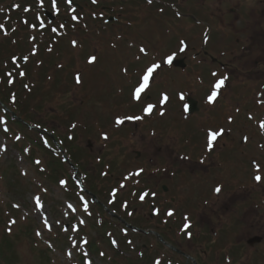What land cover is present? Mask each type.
Returning <instances> with one entry per match:
<instances>
[{
    "label": "rangeland",
    "instance_id": "1",
    "mask_svg": "<svg viewBox=\"0 0 264 264\" xmlns=\"http://www.w3.org/2000/svg\"><path fill=\"white\" fill-rule=\"evenodd\" d=\"M16 3L19 4L16 9L24 11H16L15 19L19 20V23L24 18L27 19L23 20L26 24L24 32L20 36L18 32L13 33L11 36L15 38L13 37L12 41L18 40L21 42L20 46L25 44L24 51L27 53L21 57L20 61L0 60V63L6 64L4 71L11 74L13 79L24 78V85L17 90L18 99L23 102L24 106L33 113L38 112L47 125L58 127L63 133L71 131L75 140L82 138L80 145L75 144L76 149H79L78 147L81 149L78 154L83 156L86 164H93L96 167V171L91 173L89 172L91 167L89 170L86 169L89 178L100 176L105 169V163L112 168L110 173H114V177H122L124 173H130L138 168L148 170L150 164L153 163L159 168H167L169 163L171 169L195 168L193 160L180 158L179 154L186 153L195 158L194 154L204 150L205 129L209 127L217 129L219 126H224L228 128L229 133L223 131L220 135L215 153H221V150H227L232 145L236 146L234 151L237 153L233 154L230 161L231 166L234 163L237 168L235 169L237 173L232 178L233 184L235 188L246 186L247 189L241 195L236 194V201L239 205L234 210L231 209L232 217L227 216L228 223L217 224V226L225 230L227 225L232 224L235 228L231 227L230 232H234V238L238 239L240 245L237 247L244 251L250 250V256L237 255L236 262L248 260V264H264V240L255 247H249L245 242L247 238L256 234L264 236V219L261 223L258 221V216L264 214V208L258 210L252 206L250 210H247L250 212L246 213L242 207V201L250 203L249 198L251 204L262 207L260 201L262 197L264 198V185L254 184L251 181L250 165L251 159L256 157L262 148L264 149L262 138L264 126L259 129L256 125L264 119V106L262 108L258 104L256 106L255 101V97L258 98L255 96L256 92L260 87L255 85L257 83L255 79L249 82L253 87L255 86L252 90L246 84L245 86L237 85L242 80L232 78L230 86L217 95L214 101L220 96L221 99L213 105H208L210 103L208 97L213 92L209 90L216 86V79L210 76L217 71V66L211 60L205 63V66L192 60L186 70L172 67H166V69L163 66L165 53H169L167 56V64H169V57H182L186 52L192 53L193 47L196 48L194 50L200 46L204 47L202 37L208 30H211V35H209L210 40L207 47L212 46L215 53V46H219V50L226 49L227 45L230 46L228 48H240L243 44L242 39L246 35L241 36L240 44L233 45L235 40L231 34L234 29L227 27L223 29L217 18L220 17L222 9L235 8L237 7L235 5L240 3L244 6L243 9L240 6L244 15L250 12L253 16V24L259 25L262 12L264 13V0H151V2L149 0H110L105 4L112 6L113 14L118 16L115 22L104 21L106 15L98 13L100 5L94 9L86 8L94 10L95 15L85 10L86 14L83 13L77 18L74 17V7L68 3V0H17ZM40 3L44 8L57 13L61 21L52 24L44 17L43 19L36 16L29 17L28 15L32 14H28L25 9L41 7L38 6ZM82 4L84 5L83 2ZM9 7L12 8L11 5ZM60 12L64 13L65 15H62L67 18H72V24L81 26L80 30H72L74 37L77 38L75 48H71L68 44L72 33L70 31L66 33L67 31L63 28L64 22H62L63 17ZM7 15L6 12L0 14V25H2V20L4 23L12 20L8 21L9 15ZM94 16L97 17L94 18ZM35 17L38 22L31 23L28 20H34ZM251 31L253 29L247 27L244 34L248 35ZM2 32L3 28L0 27V33ZM237 32L239 33V30ZM30 33L32 38L29 36ZM47 33L51 37L52 34L56 37L63 36L59 39L61 45L58 48L59 54L63 52V55L58 61V58H54L55 54L48 50L49 60L40 61L41 64H38L41 57L40 52L37 54L36 44H39L43 40L41 36ZM51 40H56V38ZM257 45L258 43L255 47ZM9 47H12L10 42ZM9 53H13V50L10 49ZM92 57H95L94 61L91 60ZM152 65H158L151 75L154 76L152 85L141 91L137 98L136 89L140 85L146 68ZM214 76H217V72ZM77 77L79 81H83L78 87L74 82V80L77 81ZM59 78L65 79L67 84L65 87L69 88L70 93L74 95L71 97L74 105L68 114L69 118L66 114L60 116L56 109L60 101L63 104V98L58 97L56 95L58 91L53 90V85ZM135 84L137 85L134 86ZM133 88H136L135 92ZM236 89L238 92H235ZM183 90H190V92H185L184 98L180 101ZM12 95H16L14 90ZM188 95L197 99L200 106L199 112L190 116L185 108L187 105L185 97ZM40 99L43 107L40 104L37 107ZM58 99L60 101H56ZM148 105L153 106L150 113L145 112ZM0 107L2 108L1 113L3 109H7L13 117L24 118V109L22 113L19 108L2 97ZM128 114H132L135 120H139L136 119L138 115L142 121L126 122L117 127L114 123V116ZM230 116L234 117V120L227 122ZM18 124L7 114L0 115V264H80L79 255L83 256L81 264H111L109 259L112 256V250L115 254L111 242L114 241L119 246L121 245V249L123 248L121 251L124 254L131 255L133 258L143 251L146 260L143 261L144 264H152L153 258L163 253H166L165 259H173L169 248L150 249V244H152L150 236L135 230L136 227L148 229L154 226L161 222L165 213H162L156 221H149L151 208L147 204L137 203V193L129 205L125 204V201L133 196L131 185L121 190L122 197L117 200L116 205H113L116 190L112 187L118 184L113 178L111 180L114 182L110 183L109 175L104 178V183L107 181L106 185L103 181L98 183L102 185L99 189L104 194L102 195L104 204L106 206H108L107 203L111 204L109 208L123 216L129 214L127 210L131 213L132 209L136 208L138 214L127 218V221L135 228H124L123 223L118 219L110 217L112 221L108 228L113 234L103 235L100 229H96L95 232V227L99 224L97 218L101 219L98 216L103 219L107 217L106 219L110 221L108 212L100 211L98 215V210L92 211L90 197L86 194L85 197L79 195L80 189L75 188L70 174H74L73 179L77 185H79L78 182L81 183L82 178L78 174L75 175L69 165H57L55 171L59 169L61 173L54 175L50 162L56 163L54 156H59L61 152L57 149L54 153H47L45 150L44 153H47L48 157L41 156V153H44L35 146L31 136L35 133L34 138H39L38 132H35L36 125L33 130H26ZM102 130H108L110 133L106 141L100 140ZM16 136L21 139H16ZM243 137L248 138L246 143L242 141ZM86 138H91L95 143L91 149L86 147ZM165 140L169 142L168 150H159ZM102 141L107 145H102ZM152 141H154L153 144H151ZM22 143L29 146V151L23 150ZM135 150L141 152L138 159ZM98 156L113 159V163L110 160H105L106 162L100 164L96 163ZM34 157L35 159L32 160ZM114 159L117 160L114 161ZM260 159H264V155H261ZM6 171L8 174L4 180L2 174ZM48 172V177H45L44 174ZM59 177L67 182L66 185L60 184ZM131 177L134 178V176ZM187 179L189 180L181 182L178 180L175 183L172 180L165 181L175 191L180 188L189 190L192 185L196 184V179ZM89 181L91 180L87 181L88 184ZM155 189L160 191L159 187ZM199 190L196 193L188 192L186 198H183L185 200L182 204L184 209H180L177 205L171 206L177 209L178 227L182 224L180 218L182 213L186 212L187 208H196L200 196ZM37 196L40 197L43 207L35 205L34 198ZM255 210L257 213L259 211L257 218L254 216ZM12 221L15 223L13 224ZM171 222L175 223V219ZM190 229L193 230V227ZM53 232H56L57 236ZM172 232H174L173 229ZM219 232L223 231L220 229ZM55 237V245L51 248V244L49 245L46 241ZM92 238L102 243L99 244L101 245L99 249L98 245L90 244V250L96 252L93 254L87 245ZM179 240V244L183 247L189 243L184 235ZM59 244L61 246L58 247ZM103 252L105 256L101 257L99 253ZM178 261L184 264L181 257ZM238 264L245 263L239 262Z\"/></svg>",
    "mask_w": 264,
    "mask_h": 264
},
{
    "label": "flooded vegetation",
    "instance_id": "2",
    "mask_svg": "<svg viewBox=\"0 0 264 264\" xmlns=\"http://www.w3.org/2000/svg\"><path fill=\"white\" fill-rule=\"evenodd\" d=\"M257 36L261 39L264 40V28H262L260 31H257ZM257 36H253L251 37V39H256ZM255 43V40L252 41V45ZM256 62L258 63L259 61L256 60ZM248 76H264V72L261 73H249ZM168 149L167 146L164 147V150ZM161 150V148H160ZM166 155V154H165ZM209 156H211L210 158L205 159V161L207 162H200L197 163L196 165L198 166V169H192L193 171H197V177L200 178L199 181H201L200 183V188H197L196 191H198L199 189V198L197 201V209L198 212L196 213V221L203 225V224H207L210 225L213 223V220L217 218V209L219 208L220 205V197L218 192L215 191L216 187H219L217 184L218 181V177H220L221 173H225L226 170H219L218 165L220 162V158L217 160L214 158L215 154H208ZM228 155H224L222 156V160H227ZM224 176H228V185L227 188L225 189V193L227 194V198H224V202L228 201L231 202L234 198H235V188L234 184H233V179H232V172L229 171V173L226 172V174ZM164 177L160 176V178L156 179V176H152L151 181H153L154 183H156L157 180L158 183H160L162 181ZM233 186V187H232ZM163 189V187H162ZM174 200V198L170 197V203L171 201ZM250 203L248 202V204H251V199L249 198ZM167 202L166 200L160 202V204L162 205H166ZM151 206L154 207L155 203H151ZM150 218H154V215H152L150 213ZM260 223L263 221V217L261 216L259 218ZM212 238L209 240L208 242V246L211 247H216V238H213V235H211ZM264 239V237H263ZM200 245L202 246L203 243H200ZM210 248V247H209ZM197 253V256H199L200 258V264H220L221 260H222V264H232V262H234L235 259H233L232 254H230L229 256H227V254L225 252H222V250L220 249H205V248H201V249H197V251L195 252ZM234 255V254H233Z\"/></svg>",
    "mask_w": 264,
    "mask_h": 264
},
{
    "label": "snow or ice",
    "instance_id": "3",
    "mask_svg": "<svg viewBox=\"0 0 264 264\" xmlns=\"http://www.w3.org/2000/svg\"><path fill=\"white\" fill-rule=\"evenodd\" d=\"M93 2H95V0H93ZM149 2H151V0H149ZM69 3H71V0H69ZM0 27H2V25H0ZM54 31H55V30H54ZM73 43H75V42H73ZM141 51H144V50L141 49ZM91 60L94 61V60H95V57H92ZM171 60H172V58L169 57V63L171 62ZM157 67H158V65H152V66H150V67H148V68L146 69V72H145V74H144L143 77H142V81H141L139 87L136 89V97H137V98H139V94H140V92L143 91V90L148 86V83H149V77L153 74L154 70H155ZM226 79H227V77H224V78L220 79V80L218 81V83L216 84L215 88H216V89H219V88L224 84V82H225ZM77 81L79 82V77H77ZM217 95H218V92H217L216 90H214V91L212 92V94L208 97L209 102H210V103H211V102H214V100L216 99ZM152 108H153L152 105H148V107L145 109V111L150 113L151 110H152ZM130 119H131V118H130ZM136 119H139V118L137 117ZM117 122H118V123H123L122 120H118ZM220 134H221V133L213 132V131H209V134H208V135H209V147H211L212 142L215 141L216 138H217V136L220 135ZM106 138H107V136L105 135V139H106ZM37 163H39V161H37ZM257 168H259V165H257ZM140 171H142V170H140ZM136 174L139 175V172H137ZM254 178H255L257 181H261V179H262V177H261L260 175H256ZM66 183H67V182L64 181V180H61V181H60V184H61L62 186H63V185H66ZM215 191H216V192H220V191H221V188H220V187H217V188L215 189ZM145 195H147V193H145L144 195H142L140 198H141V199H144V196H145ZM153 195H154V193H153ZM34 199H35V205H36L37 207H43V205H42V203H41V200H40V197L37 196V197H35ZM69 207H71V205H69ZM85 207H86V205H85ZM167 214H168L169 216H171V215H173V211H172V210H169ZM12 223L14 224L15 221H12ZM45 223H47V221H45ZM184 227H185V229H187V228L190 227V224H189V223H185ZM188 235H191V233L189 232ZM156 264H159V261H157Z\"/></svg>",
    "mask_w": 264,
    "mask_h": 264
},
{
    "label": "water",
    "instance_id": "4",
    "mask_svg": "<svg viewBox=\"0 0 264 264\" xmlns=\"http://www.w3.org/2000/svg\"><path fill=\"white\" fill-rule=\"evenodd\" d=\"M175 64L176 65H182V66L184 65L183 60H177V61H175ZM195 109H197L196 102L192 101L191 111H193Z\"/></svg>",
    "mask_w": 264,
    "mask_h": 264
}]
</instances>
